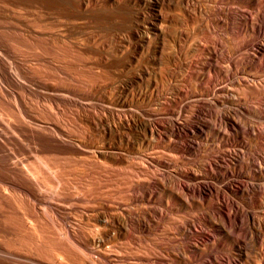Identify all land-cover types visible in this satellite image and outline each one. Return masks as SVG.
<instances>
[{"label":"bare ground","instance_id":"obj_1","mask_svg":"<svg viewBox=\"0 0 264 264\" xmlns=\"http://www.w3.org/2000/svg\"><path fill=\"white\" fill-rule=\"evenodd\" d=\"M243 1L0 0V264H264L242 117L264 118V0Z\"/></svg>","mask_w":264,"mask_h":264},{"label":"rangeland","instance_id":"obj_2","mask_svg":"<svg viewBox=\"0 0 264 264\" xmlns=\"http://www.w3.org/2000/svg\"><path fill=\"white\" fill-rule=\"evenodd\" d=\"M244 1H245V0H244ZM244 1H243V2H240V4H239V5H241L243 8H244L245 6H246V7L249 6L250 8L254 9L253 11H258V10H261V9H262V6H263L262 1H259V2L256 1V2H255V0H248V1L246 0L245 3H244ZM249 2H250V3H249ZM243 3H244V4H243ZM252 3H253V4H252ZM258 3H259V4H258ZM261 3H262V4H261ZM242 4H243L244 6H243ZM250 4H251V5H250ZM260 5H261V7H260ZM259 7H260V8H259ZM195 22H196V21L188 22V27H189V28L191 27L192 29H195V30H194V33H198V32H199V33H203V32H200V31H199V27H198V25L200 26V22L197 21V23L199 22L198 25H197V23H195ZM189 23H190V24H189ZM55 24H56V25L58 24L59 26L56 27ZM64 24H65V23H62V22L59 24V22L56 21V22L54 23V25H55V27H56L55 29H56V30H59V29H61V28L64 29V27H63ZM178 24H179V25H178ZM192 24H194V25H192ZM41 25H42V24H41ZM45 25H46V24H43L42 26H45ZM60 25H62L61 28H60ZM173 25H174V26H173V29H174V30H175L178 26H181L180 22L178 23L177 21L174 22ZM175 25H176V26L178 25V26L176 27ZM189 25H190V26H189ZM195 25H197V26L195 27ZM39 26H40V25H39ZM47 26H49L48 23H47ZM50 26H51V25H50ZM193 26H194V27H193ZM213 26H214V25H212V27H213ZM216 27H217V28H216ZM58 28H59V29H58ZM178 28H180V27H178ZM213 28H214V29H213L212 33H213V32H214V33H230V31H228V30H227L226 28H224V27L221 28L220 26H219V27H218V26H215V27H213ZM95 32H96L95 30H93V31H92V30H88V31L81 32V33H95ZM96 33H97V32H96ZM205 33H211V32H205ZM86 35H87V38H86ZM92 36H93V35H92ZM92 36H91V35H88V34H84L83 36L78 37V35H77V36H76V39H75V37H74V39H73L74 41H76L77 38H79V41H78L79 43H78L77 41H76V42H77L81 47H82V45H85V44H86V45L83 46V48H82L84 52L81 50L80 53H76L75 55H76L77 57L80 56V57H78V58H80V59H81V58H82V59L84 58L83 60H85V61H86L87 59H89V60H91V63H93L95 60H96V61L98 60V56H96V53H94V51H93V49H94V47H95L94 45H96V44L94 43L95 38H94V36H93V38H92ZM88 37H90V39H88ZM82 38L85 39L83 42H82V40H83ZM91 38H92V39H91ZM86 41H87V42H86ZM80 42H81V44H80ZM84 42H85V43H84ZM88 42H89V44H87ZM95 42H96V41H95ZM89 46H91V47H89ZM92 47H93V48H92ZM89 49H90V50H89ZM228 49H230V50H228L230 54L228 53V51H227L226 53H227L230 57H232V58H233V57L236 58L235 55H232L233 53H231V48H228ZM85 50L88 51V52H86ZM81 52H82V53H81ZM90 53H91V54H90ZM77 54H78V55H77ZM89 54H90V56H89ZM94 54H95V55H94ZM83 55H84V56H83ZM86 55H87V56H86ZM81 56H82V57H81ZM93 56H94V57H93ZM88 57H89V58H88ZM91 58H92V59H91ZM93 60H94V61H93ZM87 61H88V60H87ZM96 61H95V62H96ZM89 62H90V61H89ZM221 64L224 65V66H227V65H228V64H226V63H224V62H222ZM239 91H240L239 93H240L244 98L249 97V98H247V100H248L247 103H248V105L250 106L251 109L255 108V107L258 105L259 101H258L257 99H255V97H254L255 95L253 96L252 94H249V93H251V91L246 90V89H243V91H242V90H239ZM245 93H246V94H245ZM249 95H250V96H249ZM255 100H257V101H255ZM251 103H252V104H251ZM253 111H254V110H252V112L250 111L249 113H251V114L253 115V113H254ZM249 113L244 114V116H246V117L242 116L244 119H243L242 117H241V119H243V120H245V121L250 120L249 122H251V123L253 122L252 124H254V125L258 126V127H259V126H260V127H261V126L264 127V122H262V121H264V118H263V117L258 119L257 116H255V115L252 116L251 114L249 115ZM247 115H248L249 117H248ZM246 118H247V120H246ZM249 118H250V119H249ZM255 118H256V119H255ZM262 123H263V124H262ZM261 124H262V125H261ZM253 147H254V149L252 148L253 150H255V151H260V152L264 153V147H263V146H262V147H260V146H258V145L256 146V145L253 143ZM256 147H257V148H256ZM259 148H260L261 150H260ZM199 160H201V159H199ZM201 209H203V208H202V207L194 208V209H193V213H192V215H194L195 217H197V216H198V213H199V210H201ZM195 210H196L197 212H196ZM194 212H195V213H194ZM196 213H197V214H196ZM195 214H196V215H195ZM226 239H227V241H229L228 238H226Z\"/></svg>","mask_w":264,"mask_h":264}]
</instances>
